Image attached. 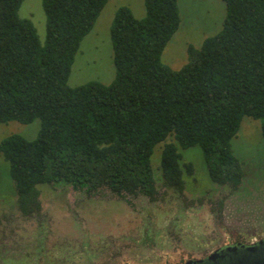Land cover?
Instances as JSON below:
<instances>
[{
    "label": "trees",
    "instance_id": "1",
    "mask_svg": "<svg viewBox=\"0 0 264 264\" xmlns=\"http://www.w3.org/2000/svg\"><path fill=\"white\" fill-rule=\"evenodd\" d=\"M22 1L0 0V124L40 121L34 139L0 142L22 216L39 213L41 185L154 201L150 159L160 144L167 188L184 190L193 166L181 164L179 150L194 146L212 184L241 185L231 140L244 117L259 121L264 142V0H222L221 30L188 45L189 62L178 70L161 61L179 27L178 0H143L141 18L119 7L109 29L113 80L76 87L68 85L75 55L109 0H42L43 46L18 16Z\"/></svg>",
    "mask_w": 264,
    "mask_h": 264
},
{
    "label": "rangeland",
    "instance_id": "2",
    "mask_svg": "<svg viewBox=\"0 0 264 264\" xmlns=\"http://www.w3.org/2000/svg\"><path fill=\"white\" fill-rule=\"evenodd\" d=\"M122 6L138 18L144 16L143 0H109L80 42L70 87L113 80L109 29ZM177 6L179 27L161 55L162 63L173 70L188 64V45L198 48L216 35L226 16L222 0H178ZM18 16L33 23L43 46L47 20L42 0H23ZM39 129L37 119L26 125L0 124V142L11 135L32 140ZM161 148L155 146L150 159L157 189L154 201L140 195L120 200L104 191L89 196L64 184L41 185L40 211L31 217L18 210L9 165L0 153V264H181L226 243L264 238V142L259 121L244 117L231 140L244 172L236 190L210 182L198 146L179 150L181 164L190 163L194 170L183 176L182 193L167 188L159 167ZM214 210L221 214L219 222Z\"/></svg>",
    "mask_w": 264,
    "mask_h": 264
},
{
    "label": "water",
    "instance_id": "3",
    "mask_svg": "<svg viewBox=\"0 0 264 264\" xmlns=\"http://www.w3.org/2000/svg\"><path fill=\"white\" fill-rule=\"evenodd\" d=\"M241 250V251H235ZM229 252L234 254L217 264H264V239L249 245L237 244L215 250L206 259L189 261L186 264H208L224 259Z\"/></svg>",
    "mask_w": 264,
    "mask_h": 264
},
{
    "label": "flooded vegetation",
    "instance_id": "4",
    "mask_svg": "<svg viewBox=\"0 0 264 264\" xmlns=\"http://www.w3.org/2000/svg\"><path fill=\"white\" fill-rule=\"evenodd\" d=\"M194 171V170H193ZM179 193V192H178ZM182 193V192H181ZM148 200V199H147ZM212 213H214L215 214V216H216V221L217 222H219V220H218V217H217V211L216 210H214ZM214 216V217H215ZM262 239H264V238H262ZM261 240V239H260ZM259 241V240H258ZM257 242V241H256ZM253 243H255V242H253ZM237 244H243V245H249V244H252V243H249V244H244V243H242L241 241H234V242H231V243H226V244H224V245H222V246H220V247H218L217 249H220V248H223V247H227V246H233V245H237ZM216 249V250H217ZM215 250H213V251H211L210 253H208L207 255H204V257H202V258H199V259H188L187 261H185V262H183V263H181V264H186L187 262H189V261H195V260H203V259H206V257H208V255H210L211 253H213ZM235 251H241V250H235ZM234 253L233 252H229L228 254H227V256L224 258V259H218V260H216L215 262H210V263H208V264H217L218 263V261H220V260H225L226 258H228L229 256H231V255H233ZM229 259V258H228Z\"/></svg>",
    "mask_w": 264,
    "mask_h": 264
},
{
    "label": "crops",
    "instance_id": "5",
    "mask_svg": "<svg viewBox=\"0 0 264 264\" xmlns=\"http://www.w3.org/2000/svg\"><path fill=\"white\" fill-rule=\"evenodd\" d=\"M163 54V53H162ZM172 69V68H171ZM174 70H177V69H174Z\"/></svg>",
    "mask_w": 264,
    "mask_h": 264
}]
</instances>
